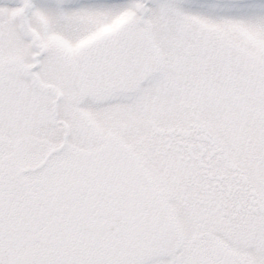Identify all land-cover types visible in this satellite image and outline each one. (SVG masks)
Returning <instances> with one entry per match:
<instances>
[{"label":"snow or ice","instance_id":"obj_1","mask_svg":"<svg viewBox=\"0 0 264 264\" xmlns=\"http://www.w3.org/2000/svg\"><path fill=\"white\" fill-rule=\"evenodd\" d=\"M0 264H264V0H0Z\"/></svg>","mask_w":264,"mask_h":264}]
</instances>
